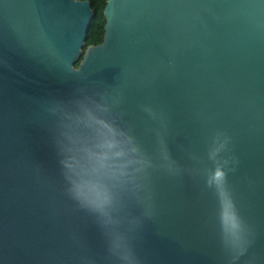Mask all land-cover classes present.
Listing matches in <instances>:
<instances>
[{
    "label": "water",
    "instance_id": "water-1",
    "mask_svg": "<svg viewBox=\"0 0 264 264\" xmlns=\"http://www.w3.org/2000/svg\"><path fill=\"white\" fill-rule=\"evenodd\" d=\"M104 14L0 0V264H264V0Z\"/></svg>",
    "mask_w": 264,
    "mask_h": 264
},
{
    "label": "trees",
    "instance_id": "trees-1",
    "mask_svg": "<svg viewBox=\"0 0 264 264\" xmlns=\"http://www.w3.org/2000/svg\"><path fill=\"white\" fill-rule=\"evenodd\" d=\"M95 11V17L92 20L91 28L88 32L86 48L90 45H99L104 40L106 17L104 14L108 0H89ZM80 62L76 65H80Z\"/></svg>",
    "mask_w": 264,
    "mask_h": 264
},
{
    "label": "snow or ice",
    "instance_id": "snow-or-ice-1",
    "mask_svg": "<svg viewBox=\"0 0 264 264\" xmlns=\"http://www.w3.org/2000/svg\"><path fill=\"white\" fill-rule=\"evenodd\" d=\"M220 176H221V173L218 172V173H217V177H220Z\"/></svg>",
    "mask_w": 264,
    "mask_h": 264
}]
</instances>
